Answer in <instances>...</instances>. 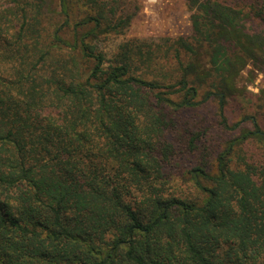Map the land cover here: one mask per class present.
Returning <instances> with one entry per match:
<instances>
[{"label":"trees","instance_id":"obj_1","mask_svg":"<svg viewBox=\"0 0 264 264\" xmlns=\"http://www.w3.org/2000/svg\"><path fill=\"white\" fill-rule=\"evenodd\" d=\"M188 6L190 36L108 53L119 0H0V264H264V127L227 115L264 72V0Z\"/></svg>","mask_w":264,"mask_h":264},{"label":"rangeland","instance_id":"obj_2","mask_svg":"<svg viewBox=\"0 0 264 264\" xmlns=\"http://www.w3.org/2000/svg\"><path fill=\"white\" fill-rule=\"evenodd\" d=\"M225 1L234 2V0ZM238 3V7L245 9V11L249 10L248 6L243 7L245 5L241 1ZM119 6L125 8L126 12L132 15V20L123 33L103 37L102 46L108 53L115 50L119 43L128 39H138L147 42V44H160L164 43L166 37L190 36L193 33L192 10L188 6V0H119ZM249 70H254V74L250 75ZM239 83L240 85H246V87L244 86L246 88L245 95L249 100L246 103L242 99L230 101L227 107L230 122L238 121L247 112L256 115L264 127V105L259 106L254 96L260 88H264V72L254 68L253 65H248L242 71ZM198 118L202 119V128L206 129L209 135H213L216 142L223 143L228 135L236 133L235 131L227 132L223 129L212 106L205 107ZM244 125L250 128L254 127L250 122ZM196 163V157L194 158L191 153H184L173 166L178 187L184 195L189 197H194L196 189L194 181L187 171L194 167ZM205 183L208 182L205 181Z\"/></svg>","mask_w":264,"mask_h":264}]
</instances>
